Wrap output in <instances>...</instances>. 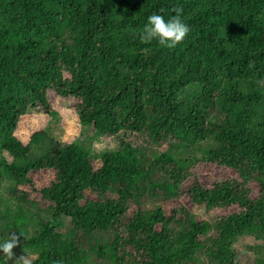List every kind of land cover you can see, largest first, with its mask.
Here are the masks:
<instances>
[{"label":"trees","instance_id":"1","mask_svg":"<svg viewBox=\"0 0 264 264\" xmlns=\"http://www.w3.org/2000/svg\"><path fill=\"white\" fill-rule=\"evenodd\" d=\"M181 9V42L140 38L150 14ZM52 93L78 101L82 130L63 149ZM32 114L44 126L22 143ZM87 131L90 146L108 141L95 155L78 144ZM188 163L234 168L264 190V0H0V240L20 241L7 264H238L237 247L264 264V194L195 180L192 205L230 212H164ZM49 166L61 178L38 190L39 208L19 188Z\"/></svg>","mask_w":264,"mask_h":264},{"label":"rangeland","instance_id":"2","mask_svg":"<svg viewBox=\"0 0 264 264\" xmlns=\"http://www.w3.org/2000/svg\"><path fill=\"white\" fill-rule=\"evenodd\" d=\"M51 108L58 112L60 115V126L62 128V143L60 149H63L68 143L77 138L79 132L82 130L79 124L78 118L75 115V108L78 104V101L70 98L67 100L64 105H60L58 100L56 99L55 94H51L50 96ZM43 118L39 115H25L21 117L18 128L15 132V137L22 143H26L30 140V138L36 133L39 132L40 129L44 126ZM90 131H87V135L82 133L79 138L78 144L79 146H83L85 151L89 155H95L99 149L103 148L104 143H108V141L104 140L102 137L101 141H97L93 146L91 139L87 138ZM100 140V139H99ZM102 141L104 143H102ZM101 147V148H100ZM94 168H98L100 166L99 161L92 162ZM187 173L188 176L186 180L183 182L181 186V190L183 193L181 194L178 200H170L162 203V208L166 214L170 212L172 207L177 206L179 203L184 205L187 209H189L192 213L197 215V219L199 221L207 220L212 216L228 214L230 211H206L201 206H195L191 204L190 196L187 193V189L194 183V181H198L202 186L209 188L212 186L214 182L221 180H234L238 182V184L244 185L246 188L250 190V193L253 197L264 194L263 188H260L255 182H247L248 179L240 177L237 171L234 168L230 167H219L213 164H205L199 163L193 167L192 163H188L187 165ZM28 177L33 181L34 187L31 188L28 185L20 186V196L22 198H29L30 200L35 201L39 204V208H44L49 205V202H44L40 200V196L38 194V190L42 188L50 189L52 185L59 184L61 173L59 169L54 166L42 167L39 169H35L28 174ZM7 182H4L2 188H5ZM72 197H75V192L71 191L70 198L65 201V209L73 208V200ZM203 239V238H202ZM243 247H237L238 251V264H250L253 261L252 252L248 251L245 254H242Z\"/></svg>","mask_w":264,"mask_h":264},{"label":"clouds","instance_id":"3","mask_svg":"<svg viewBox=\"0 0 264 264\" xmlns=\"http://www.w3.org/2000/svg\"><path fill=\"white\" fill-rule=\"evenodd\" d=\"M182 12L178 10V14L169 19H165L158 12H153L147 18V22L143 25L140 38L144 41L158 40L161 45L175 46L181 42L190 31L189 25L185 22ZM19 235L11 233L9 238L0 240V259L4 264L14 256L12 249L19 243ZM31 264V261H29ZM55 264H65L63 259L55 261Z\"/></svg>","mask_w":264,"mask_h":264}]
</instances>
